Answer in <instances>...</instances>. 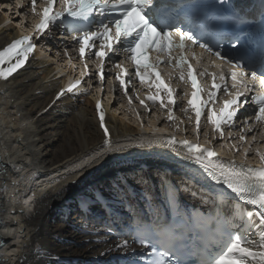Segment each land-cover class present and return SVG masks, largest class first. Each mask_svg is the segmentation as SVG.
I'll use <instances>...</instances> for the list:
<instances>
[{
	"label": "bare ground",
	"instance_id": "6f19581e",
	"mask_svg": "<svg viewBox=\"0 0 264 264\" xmlns=\"http://www.w3.org/2000/svg\"><path fill=\"white\" fill-rule=\"evenodd\" d=\"M7 20L0 14V49L18 36L19 28L1 27ZM56 68L36 53L24 70L0 79V264H111L112 255L132 249L113 225L162 205L166 181L179 182L189 199L205 194L196 173L156 157L155 119L135 118V127L110 116L114 144L104 147L93 102L101 90L56 100L67 79Z\"/></svg>",
	"mask_w": 264,
	"mask_h": 264
},
{
	"label": "snow or ice",
	"instance_id": "6c2138e0",
	"mask_svg": "<svg viewBox=\"0 0 264 264\" xmlns=\"http://www.w3.org/2000/svg\"><path fill=\"white\" fill-rule=\"evenodd\" d=\"M56 3L62 5V11H54ZM45 6L37 12V0H31V10L39 17L38 23L34 25V31L39 35H46L50 31V25L63 21L65 16L73 20L82 21V26L78 25L72 29L78 35H73L72 39L79 48V56L83 60L86 52L92 54L100 61V79L104 77V63L106 59H111V54L115 51H122L126 54V59L131 61L135 69V76L141 84H147L149 90L156 88L154 95H148L147 100L154 104L160 102L163 109L165 103L161 100L160 93L167 95L168 104L175 105L174 93L176 89L168 87L161 78L158 71L161 64H168L179 69V79L187 83L191 82L192 99H188L189 108L195 113L196 131L199 136L200 119L207 109V121L213 126L214 132H219L221 138L224 136L222 125L234 127L239 119L240 109L248 104L247 92L252 91V83L259 82L264 87V65L259 73L251 69L250 64L241 62V59L226 58L220 51H213L207 43H200L199 47L209 52L222 64L228 65V72H221L217 77L216 73H209L212 78V91L208 92V98L202 100L200 93L203 88L198 84L197 74L190 63L186 52H192L191 45L197 44L189 30H181L167 22L164 13L155 11L159 5L154 0H44ZM95 16L101 17L94 20ZM96 23V30H91V25ZM238 40V38H237ZM120 47L117 48L116 46ZM235 47V45H233ZM36 44L31 36H22L13 39L10 43L0 49V79L7 80L19 68L28 61L29 56L34 52ZM155 53L152 57L150 54ZM67 55V52H65ZM193 59L199 63L200 58L192 52ZM71 59V58H69ZM264 59V57H262ZM5 65H7L5 67ZM220 67L221 65H214ZM120 71L117 79L121 87L127 94V85L130 84L131 77L128 70L122 64H115ZM87 68V64H85ZM186 68V74H185ZM205 73H200L204 75ZM217 79L219 82H217ZM229 81L231 82L229 84ZM80 80H76L68 89L72 92L78 88ZM243 88V91H241ZM223 92L231 97L223 101V106L217 111L210 105L217 100V93ZM61 91L58 95H63ZM195 101V103H194ZM254 109V123L261 129L260 134L264 136V91L251 97ZM131 102V98H129ZM140 103L144 105V101ZM145 107H147L145 105ZM99 113L100 127L104 131V147L111 146L109 129L105 124V113L99 101L96 103ZM187 113V109H182ZM168 120L175 119L172 110L168 109ZM248 125V120H244ZM247 130L253 131V127L248 125ZM244 129H241L243 132ZM241 141L246 139L245 135L239 137ZM256 139L255 135L252 137ZM169 146L179 144L184 148V158L198 165L203 172L217 184L224 186L231 194H234L238 202L252 206L255 211L242 212L239 204L235 207L233 216L243 218L247 216L251 227L253 217H258L259 223L255 226L256 239L249 238L246 231H227L226 239L221 237L220 250L218 254L207 262V264H264V163L258 168L245 165H237L235 161L225 163L218 158V154L213 148L192 142L187 139L177 141L175 137L165 141ZM179 154V153H178ZM248 155L247 149L244 152ZM256 155L264 162V153L257 150ZM227 192L220 193L221 203ZM174 196V193L172 194ZM231 227V222L226 221ZM140 243L145 245V240L140 239ZM120 247L127 248V241ZM151 255L154 257L149 264H182L180 261L169 262L164 259L168 255L167 251L157 252L156 246L152 245Z\"/></svg>",
	"mask_w": 264,
	"mask_h": 264
},
{
	"label": "rangeland",
	"instance_id": "374dc122",
	"mask_svg": "<svg viewBox=\"0 0 264 264\" xmlns=\"http://www.w3.org/2000/svg\"><path fill=\"white\" fill-rule=\"evenodd\" d=\"M0 14H7V17H8V20L7 21H5L3 24H2V26L1 27H3L4 26V24L5 25H7V26H11V25H13L14 27H17L18 26V24L20 23V18L18 17V13H17V9H16V7H15V1L13 2V0H0ZM18 29V28H17ZM61 51V50H60ZM59 51V52H60ZM43 56V55H42ZM44 57H45V60L46 61H50L51 63H52V66H54V67H57L56 69H58L59 68V70H63L62 68L60 69V67H61V62H58V63H56L53 59H56L55 58V56L53 55V53L51 54V55H49L48 56V54L47 55H44ZM52 61H54V62H52ZM59 65H60V67H59ZM64 71V70H63ZM57 73V72H56ZM65 74H67L66 72H65ZM58 75H60V74H58ZM94 94V93H93ZM55 99L57 100V99H59V95L58 96H56L55 97ZM126 116V115H125ZM127 121H128V123L130 122L131 124H133V122L130 120L129 121V119L127 118ZM107 162V161H106ZM111 166H108V167H105V168H103V169H100L98 172H102V171H105V170H107V169H109ZM141 167H143V166H141ZM92 175V174H91ZM51 180V179H50ZM101 187V183L100 184H98V188H100ZM36 189H38V188H36ZM26 201H25V203L27 202V199H25ZM27 205H29V203H26ZM26 205V208L28 207ZM61 211V210H60ZM60 211H58L59 212V214H58V212H57V218H59V219H62V215H61V212ZM75 213V210H72L71 212H70V216H69V220H70V218L73 216V214ZM55 222V221H54ZM116 254V253H115Z\"/></svg>",
	"mask_w": 264,
	"mask_h": 264
}]
</instances>
